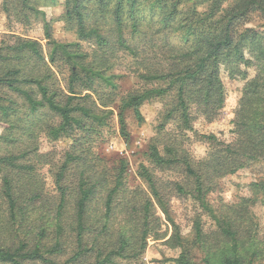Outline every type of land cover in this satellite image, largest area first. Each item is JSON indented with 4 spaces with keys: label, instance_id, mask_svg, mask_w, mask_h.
I'll return each instance as SVG.
<instances>
[{
    "label": "trees",
    "instance_id": "obj_1",
    "mask_svg": "<svg viewBox=\"0 0 264 264\" xmlns=\"http://www.w3.org/2000/svg\"><path fill=\"white\" fill-rule=\"evenodd\" d=\"M91 1H96L102 8L100 12H105L112 0H66V20L76 24L80 40L95 43L98 49L92 54L80 52L78 45L72 51V45L52 41L49 23H46L51 47L48 60L39 42L15 35L0 47V114L9 126L12 124L8 118L19 112L16 99L24 103L30 114L45 110L58 117L59 125L51 129L55 137H69L76 131L90 137L106 126L112 114L106 109L114 104L115 97L112 91L100 88H116L114 77L107 75L114 58L113 42L101 33L99 23H88V17L81 11L83 5ZM116 2L113 16L118 35L114 45L138 56V48L127 44L123 31L125 6L134 22L132 28L136 30L140 26L136 13L141 0ZM225 2L227 0L153 1V6L162 13L164 27L175 24L176 31L183 33L186 45L173 49L177 58L173 56L169 71L156 69L154 65L140 75L148 82H165L168 88L143 94L130 92L121 99L120 109L132 110L137 120L143 122L141 106L154 97L174 91L178 104L170 116L177 114L182 127L191 131L193 109H200L207 120L212 121L224 106L222 65H226L232 77L246 81L233 121V141L226 143L214 135L202 137L210 152L201 161L191 160L187 155L181 157L174 142L163 143L164 154L154 145L149 158L158 169L182 166L186 178L193 182V197L216 221L218 230L214 235L204 234L200 222L195 225V244H209V247L216 244L206 256V264H264V235H259L253 225L248 208L216 212L207 199L216 180L235 175L253 163H264V23L247 26L256 18L264 21V0H235L226 8L223 7ZM3 8L9 20L23 26H30L32 19L40 14L34 0H4ZM61 66H67L68 70L64 88L55 73ZM247 69L254 70L253 78L249 77ZM120 122L122 134L126 136L123 113ZM72 150L55 175L58 188L55 204L44 197L43 186L36 176L37 168L29 159L31 152L0 157V263L60 264L51 257L66 255L68 258L63 264H85L90 260V264H112L116 258H138L149 239L164 237L157 229L160 219L156 211L160 209L169 218L164 195L168 187L159 185L157 178L142 167L140 176L149 186L150 197L141 198L140 202L136 193L131 196L126 191L124 168L115 175L110 187L105 176H90L93 165L87 156L81 159L75 155L76 148ZM77 168L80 173L77 184L73 185L67 177L71 173L76 178ZM176 188L181 193L188 192L184 187ZM257 188L259 192L264 191V185ZM104 190L107 192L105 211L91 219V203ZM72 200L75 201L74 214L64 218ZM118 209L124 218L115 224ZM113 222L115 226L110 232ZM173 226L174 235L167 243L184 250L174 262L190 264V248L184 245L177 226L174 223ZM69 244L71 248L66 246Z\"/></svg>",
    "mask_w": 264,
    "mask_h": 264
},
{
    "label": "rangeland",
    "instance_id": "obj_2",
    "mask_svg": "<svg viewBox=\"0 0 264 264\" xmlns=\"http://www.w3.org/2000/svg\"><path fill=\"white\" fill-rule=\"evenodd\" d=\"M153 1L141 0V5L136 13V21L138 19L140 26L136 30L132 28L134 22L130 18L129 8L125 6L124 37L129 46L138 48V56H133L114 45L118 35L113 16L117 5L116 0L110 1L104 9L105 12H100L102 8L96 1L88 2L81 8V11L88 17V23L90 21L95 24L99 23L102 27L101 33L113 42L114 58L107 75L114 77L113 83L116 88L111 89L105 86L100 88L105 92L112 91L115 97L114 104L106 109L112 111L106 121V126L100 128L96 134L90 137H86L80 131L74 132L69 137H55L51 129H55L59 125L58 117L45 110H41L37 114H30L24 107V103L20 99H16L19 103V112L8 118L12 126H9L6 123V118L0 114V157L12 153L31 152L29 159L37 168L36 176L43 186L44 197L52 204H55L58 199L55 175L61 168L60 165L64 163L66 154L73 152L72 147L76 148V156L81 159L87 156L90 164L93 165L89 172L90 176L93 174L96 177L105 176L110 187H112L111 183H113L115 175L121 168H124L126 191L131 196L136 193V199L139 197L140 202L141 198L143 200L150 197L149 186L140 176L141 168H147L157 178L159 185L168 187L164 189V195L167 197L169 205V218L160 209L156 211L157 217L160 219L157 229L164 237L159 240L149 239L146 249L138 258H116L112 264H175L174 260L179 258L184 250L179 245L172 247L167 243L174 235L173 223L177 226L184 245L188 249L190 248V264H206V256L216 244L213 247H209V244H195V225L200 222L204 234L214 235L218 230L216 221L193 197L191 193L193 182L186 178L184 168L182 166L156 168L149 158L150 150L154 145H157L164 154L163 143L174 142L180 149L181 157L187 155L191 160L201 161L210 152L209 146L202 137L214 135L226 143L233 141L235 137L233 121L243 96L246 81L232 77L226 65H222L220 78L224 87V106L212 121H208L200 109H193L191 131L182 127L177 114L170 116L172 109L178 104L174 91H170L163 97H154L146 101L141 106L143 122L137 120L132 110L121 111L120 101L130 92L143 94L147 91L168 88V84L165 82H148L140 75L145 74L147 69L154 65H157L156 69L168 70L173 56L177 58L173 49L186 45L183 33L176 31L175 24L167 28L164 27L162 13L153 6ZM234 1L227 0L223 7L230 6ZM3 2L4 0H0V47L4 46V42H10L12 35H15L39 42L48 60L51 47L46 33V23H49L52 41L72 45L71 48L78 45V50L86 54H92L98 49L93 41L80 40L76 24L67 22L66 0H34L40 14L32 19L30 26H23L9 20L4 12ZM262 23H264L262 18H256L247 26H260ZM76 49L73 48L72 51ZM242 69L245 68L242 66ZM247 71L249 77L253 78L254 70L247 69ZM55 73L59 84L64 88L65 78L68 74L67 66H61L59 70L55 69ZM121 113L124 115L126 124V136L122 134ZM33 125L35 127H32ZM77 169L76 178L71 173L67 177V181L73 185L77 184L80 173V168ZM260 184L264 185V163H253L235 175L216 180L213 191L208 195V203L216 209V212L247 207L253 217V225H256L259 235L262 236L264 235V191L259 192L260 189L257 188V185ZM178 186L184 187L188 192H179L178 188L175 189ZM106 195L105 190L101 191L91 203L89 212L91 219L99 213H104ZM68 205L64 218L72 217L74 214L75 201H69ZM52 208L55 209V205ZM115 217V224L123 220L124 215L120 209L115 212ZM114 226L113 222L110 232ZM66 246L71 248V244ZM70 248H67L68 251ZM51 258L63 264L68 256H52ZM90 263L91 260L85 264Z\"/></svg>",
    "mask_w": 264,
    "mask_h": 264
}]
</instances>
